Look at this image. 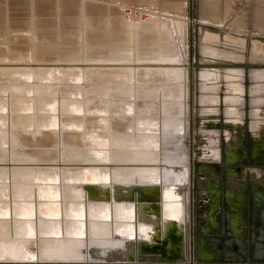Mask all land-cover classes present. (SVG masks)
Instances as JSON below:
<instances>
[{
  "label": "bare ground",
  "instance_id": "bare-ground-1",
  "mask_svg": "<svg viewBox=\"0 0 264 264\" xmlns=\"http://www.w3.org/2000/svg\"><path fill=\"white\" fill-rule=\"evenodd\" d=\"M230 1L222 5L220 0H201V22L229 23L228 16L233 12ZM188 6L186 0H0V201L10 197L16 175L33 172L22 167L60 159L78 163L89 159L86 148L91 147L101 159L116 161L98 165L104 173L100 176L88 173L101 182L91 187L94 197L109 198L112 192L107 186L114 180L134 185L125 193L121 191L123 185L112 184L114 197L121 200L120 207L128 204L129 215L123 222L129 228L130 239L113 235L107 216L109 205L118 200H110L100 210L99 217H106L105 220H96L93 214L92 218H87L82 207L73 210L81 225L73 240L86 243L87 236L81 237L84 233L91 230L97 233L103 227L107 235L92 238V242H124L126 253L119 254L136 257L139 220L149 224L156 221L161 225L163 220L173 217L180 220L184 228L186 245L184 243L182 253L190 258L195 232L194 169L193 163L187 172L181 168L183 151L177 134L191 111L185 45ZM136 11H139L138 16ZM241 17L239 14L230 25H242ZM201 33L199 50L202 54L244 58V35L229 33L223 38L209 30ZM250 56L253 60H264V40H252ZM250 73L253 81L250 104H263L264 68H253ZM243 76L241 68L229 72L201 70L197 73L198 100L219 101L218 93L224 80V85L228 86L222 98L225 112H241L240 106L245 100ZM161 120L165 127L163 133ZM149 139H155L152 145L147 143ZM131 152L134 155H130ZM140 152L151 156L138 157ZM132 169L153 170V174L136 176L119 172ZM109 171L119 173L111 175ZM182 177L187 181L185 189L180 191L182 199L178 200L176 195L174 200L166 202L160 197L164 193L162 189L166 188L163 180L167 185L176 184L177 188L181 187L177 183ZM40 179L30 182L29 188L13 191L14 195L25 197L24 216H32L37 187L51 190L54 186L41 183ZM137 185L159 190L161 194L156 198L159 214L153 210H148L150 215L145 212L148 202L143 205L138 201ZM69 187L78 192L77 196H82L75 183ZM50 190L41 195L49 197ZM50 204L55 205L49 208L50 214L56 211L54 214L58 215L61 205ZM8 213V208L0 209V223L11 232V217H3ZM145 223L146 234L151 230ZM19 234L9 239L15 244L21 243L23 233ZM28 234L33 236L36 232L30 229ZM27 239L35 241L36 236ZM60 239L63 238L57 240ZM194 240L196 249V237ZM199 248H204L201 241Z\"/></svg>",
  "mask_w": 264,
  "mask_h": 264
},
{
  "label": "crops",
  "instance_id": "crops-1",
  "mask_svg": "<svg viewBox=\"0 0 264 264\" xmlns=\"http://www.w3.org/2000/svg\"><path fill=\"white\" fill-rule=\"evenodd\" d=\"M225 62L238 63L239 61L232 62L230 60H224L222 63ZM250 65L259 66V64L256 62L251 63ZM245 78H249L250 82H244ZM250 78L251 76L249 77V73L247 70L242 79L243 84L245 85V100L244 103L240 106L241 112H225L226 106L224 101H222L225 91L224 88H221L222 91L219 90V101L212 103L208 101H201L203 103L202 109L204 111V114L212 116L213 118H211L215 119V121H217L219 124L218 128L213 127L209 129H211L213 132L219 131L220 134L212 135L209 139H212L215 144H218L220 142L218 145L225 143L227 146L224 149L223 147H220L217 150L207 152V155H210L207 157H209V160L210 158H216L220 160H226L227 162H222L221 167H212L210 166L211 163H206L203 161L206 166L198 169L197 178L203 183V185H199V189L197 192L200 202H197L198 204L196 222L198 228L200 220V224L202 225L203 230V239H207L206 243L208 251L205 250L206 255L213 254L223 256L226 259L230 258L228 259L230 261L225 262L224 264H264V262L261 263L258 261L259 259L264 258V103L251 106L249 102V85L251 84V82L253 83V81H251L252 79ZM257 81H259V79ZM222 84L224 85L226 84V82L222 80ZM257 84L260 86L263 83ZM255 91L256 94L259 93V91ZM141 116L142 115H139L138 117ZM161 122L163 123L162 120ZM244 135L246 145H244L243 148L237 147L236 143L242 142V138L240 136L243 137ZM153 140L149 139L147 143H151L150 145H152ZM261 145L262 148L260 147ZM144 149H147V147L145 146ZM137 154L138 157L151 156V154L148 152H140ZM130 155L134 154L131 152ZM117 171L109 172L111 173V175L113 173L119 172H126L131 174L135 173L136 176L149 173L153 174V170L143 171L132 169L128 171ZM70 173L78 175L84 174V172L81 170L76 172H65V174ZM92 173L94 174V176H100L101 174H104L103 171L99 168L94 169V172ZM158 181L160 182V180ZM95 182L96 183L94 184V186L96 187L98 186V183L100 181L97 178ZM116 183H120L118 185H123L121 191L125 193L129 191L130 188L134 187V185H132L129 181L121 182L114 180V183L112 184ZM112 184L110 186H107L108 189L110 188V192H112L111 195H109V198L94 197V200H92L91 202H83L78 198L77 201L66 202L65 208L69 210L72 208L70 212L73 214L74 209H79L80 207H82L85 214H93V216H95L94 219L96 220H105L108 218L109 221L111 220V228L114 236H117V238L130 239L128 235L129 228L128 226H126L127 224L124 223L125 220H127V216L129 215L127 211L128 204L126 206L120 207L118 203L121 200H118V202H112L109 205V215L107 216V218L99 217L100 210L102 208H105L106 204L113 199V192L115 190L114 187H112ZM146 186L147 185H142L140 187L144 188V192L147 193L146 195H150L148 196L149 198H151V196H153L152 194H154V197L156 199L161 194L159 190L147 189L148 187ZM133 192L135 191L133 190ZM176 195H178L176 186L174 184H170V187L166 185L165 193L161 194L160 197L165 198L167 202V200H174ZM148 197L147 199H149ZM78 201L80 202L78 203ZM100 201H103L104 203H101ZM145 203V201L142 202L143 205H145ZM46 206L47 208L55 207V205L50 203ZM87 207L90 209V211ZM145 208V212L149 215L151 214L149 212L150 210H153L154 213L158 211V214L160 211V208H155L152 203H147ZM134 215L135 214H133V216ZM74 218L75 216L73 215L71 219ZM172 219L173 217H168L167 219L163 220L160 225L162 227L161 232L162 234L165 231L167 232L170 227L169 223L171 222L175 225H178L171 231L169 230V233H167L165 237V242L167 243L166 247L170 249L171 253H182L185 250L184 243L186 245L184 228L182 227L180 220L176 221ZM70 223H72V225L74 226L79 222L75 218V220ZM145 224L147 228H150L149 230H153L152 227L149 226L151 224ZM99 230L100 229H98L97 233L92 232V238L94 240L98 238L100 239L101 237L107 235V231L105 230V228L101 227L100 232ZM204 234L208 237H210V235H215V237H217L218 239V244L210 245L208 237ZM145 235L149 237L150 232L146 231ZM5 244L0 243V249L10 247V244ZM197 244H199V237L196 238V246ZM94 246L99 251V253L104 254L126 253L127 250L126 244H124V242H118L115 244H112L110 242L99 244L95 242ZM199 247L200 245H198L197 250ZM138 248L137 252H135L139 254ZM212 250L214 252H212ZM131 251H129L128 254H130ZM236 256L239 257L240 260L234 262L233 260L235 259H233V257Z\"/></svg>",
  "mask_w": 264,
  "mask_h": 264
},
{
  "label": "water",
  "instance_id": "water-1",
  "mask_svg": "<svg viewBox=\"0 0 264 264\" xmlns=\"http://www.w3.org/2000/svg\"><path fill=\"white\" fill-rule=\"evenodd\" d=\"M191 2V1H190ZM190 94L192 96V90L190 86ZM191 100V98H190ZM189 119L186 120L185 126L177 132L180 136V148L183 151L182 157V169L187 172L188 168L193 163L194 169V184H195V202H194V215H195V237L200 226L197 228V202H200L198 199V189L199 185L201 186L202 182L197 178V171L200 166H198L197 158H199L200 152L197 150L200 145L199 140L197 139V134L194 131V123L192 118V108L190 109ZM164 126H160L161 133H163ZM1 139V138H0ZM94 148L87 147L86 152L89 159H81L78 163H66V160L60 159L58 161H48L50 163H33L34 165L25 166L21 169L31 170L30 174L22 175L21 173L16 175V180L14 179L15 184H11L10 190V199H2L0 201V209L5 210L8 208L9 213L4 218H10L11 221V232H8L10 229L8 226L4 227V224L0 223V243L10 244L9 248H2L0 252V264H190L192 259L186 258L183 253H171L170 249L166 247L167 243L165 242V237L169 230L176 228L178 225L169 223L170 227L167 232L163 234L161 232V226L159 222L153 221L152 231H150L149 237L145 236L143 229H145L144 221L139 220L138 227V242H139V254L136 257L126 256L125 254H104L99 253L95 248L94 242H92V230L84 233L81 237L87 236L86 243H79L74 238H77L76 231L81 227L78 223L77 225H72L73 220L71 219L73 214L69 209L65 208L66 202L77 201L79 198L80 201L91 202L94 200V196L91 193V187L94 186L95 180L92 175L94 169L98 168L102 162H109L115 164L116 161L109 159H101L100 155L96 153ZM163 154V153H162ZM45 162V161H43ZM167 162V161H166ZM114 166V165H112ZM196 166V168H195ZM141 167V166H139ZM83 171L84 174H59L58 171ZM39 176V178H36ZM41 178V179H40ZM37 179L41 183L54 184L52 189L50 187H37L36 189V201L34 202V209L32 216L23 215V204L25 203V197L20 198L18 195H14L16 189H26L30 187V182H35ZM71 183H75L77 187L80 188L79 193L82 194L81 197L77 196L78 192L75 191L72 187H69ZM163 185H167L163 180ZM177 183V182H176ZM159 184V181L157 182ZM181 187H177L176 191L178 193L177 199H182L180 191L185 189L187 181L182 177L181 181L177 183ZM176 185V184H174ZM60 186V187H57ZM139 186V187H138ZM142 185H137L138 191L137 199L139 202H148L152 203L153 206L157 205V200L153 196L149 198L144 192V188L140 187ZM170 187V184H168ZM173 186V185H172ZM16 188V189H15ZM59 189V190H57ZM166 188L162 190L165 193ZM178 189V190H177ZM49 197L42 196L41 194L45 191H49ZM14 191V192H13ZM30 191V190H29ZM84 192V194H83ZM115 192V191H114ZM113 192V193H114ZM115 195V194H114ZM113 195V201L119 200ZM147 197L149 199H147ZM146 198V199H144ZM33 200V199H32ZM53 202H52V201ZM48 203H54L58 206L61 205V211L58 215L50 214L49 208H47ZM90 211V209L88 208ZM87 218H92L91 214L87 215ZM29 219H33V222H29ZM176 220V219H172ZM10 224V223H9ZM36 225V227H35ZM35 227V228H34ZM83 228H85L83 226ZM30 229H34L36 235H30L28 232ZM23 233L24 240L20 243L17 241L15 244L9 238L19 237V233ZM203 232V230H202ZM12 234L9 235V234ZM36 239H27L28 237H33ZM199 244H204L202 233L199 236ZM51 238V239H48ZM58 238H63L57 240ZM2 241V242H1ZM203 247V246H202ZM200 250V248H198ZM195 250V259L197 264H224L229 262L223 256L219 255H206V248L200 251ZM204 253V254H203ZM259 262L263 263V259H259Z\"/></svg>",
  "mask_w": 264,
  "mask_h": 264
},
{
  "label": "rangeland",
  "instance_id": "rangeland-1",
  "mask_svg": "<svg viewBox=\"0 0 264 264\" xmlns=\"http://www.w3.org/2000/svg\"><path fill=\"white\" fill-rule=\"evenodd\" d=\"M186 1L188 2V5H189L188 9H187V11H188L187 12V18L185 21L186 22L185 23V25H186V37H185L186 42H185V45H186V51L188 50L187 51L188 60H187L186 64L190 70V83H191L190 86H191V90H192V96L190 97L191 100H189V105L192 108V118H193V123L195 126L194 131L197 134V139L199 140V143H200V145L197 148V150L200 152L199 158H197V161L199 162L198 166H200L199 168L201 169V168L206 166L204 163V162H206V163H211L210 166H212V167H221V163L227 162L226 160H223V159L220 160V159H216V158H210V160H208L209 157H207V156H210V155H207V152L212 151V150H217L220 147H223V149H224L227 146L225 143L218 145L220 142L218 144H215L212 139H210L211 141L209 140L210 136L220 134L219 131H215L216 132L215 133L209 128H213V127L218 128L219 124L217 121H215V119H212L213 118L212 116H208V115L204 114V111L202 109L203 103L201 101H199L197 98L198 94H199V90H197L198 88L196 86L197 82L199 81V79L197 77V73L200 72L201 70H206V69L216 70L218 72H222L223 70H224V72H229V71H233L234 69H240L241 68V69H243V74H245V72H247V70H248L249 77H250V74H251L250 72L253 68H264V60L263 59L253 60L250 56V47L252 44V40L253 39L264 40V7H263L264 6V0H231L232 2L230 0H228L232 3L231 6L233 8V12H231L228 16L229 17L228 18L229 23L227 22L226 24H222V25L217 24V23H213V22H201V11H202L201 0H189V1L186 0ZM220 1H221V4L223 5L224 1H226V0H220ZM260 7H261V9H260ZM135 14H136V16H138L139 11H136ZM239 14H241V16H242L239 21L243 24L240 25L239 27L231 26L230 23ZM245 29H246V31H245ZM204 30L216 32L223 38L226 34H229V33H233L236 35L237 34L244 35L246 38V50L244 52V58L237 60V59L225 58V57H221V56H214L212 54H202L199 50V44H200V40H201V34H202L201 32ZM224 60H230L232 62L239 61L238 62L239 64L238 63H226V62L222 63ZM254 62L258 63L259 66H251L250 65L251 63H254ZM244 82L249 83L250 82L249 78H245ZM251 85H252V82L249 85V89H250ZM223 88L225 89V91H224V94H225L228 91V86L223 85ZM220 90H221V88H220ZM243 97H244V92H243ZM249 102H250V100H249ZM228 113H233V112L229 111ZM240 137L242 138V142L239 143L236 141L237 142L236 144H237V147L243 148V146L246 145L245 135L243 137L242 136H240ZM234 147H236V146H234ZM260 147L262 148V145ZM263 148H264V146H263ZM212 157H214V156H212ZM195 168H196V166H195ZM202 185H203V183H202ZM194 202H195V198H194ZM200 223L201 222L199 220V226L201 229L202 225ZM194 225H195V215H194ZM200 233H202V230L199 231V228H198L196 238L200 236ZM205 236H207V235H205ZM194 237H195V234L193 232V241L192 242H194V243H191L192 246H190V254H191L190 258L192 259V263H190V264H197V261L195 259V251H194V250H197V246L195 249ZM216 239H217V237H215V235H210V237H208L210 245L218 244V239L217 240ZM206 241H207V239L204 238L203 239L204 244L202 243V246L206 248V251H208ZM192 251H193V253H192ZM212 252H214V251L212 250ZM228 259H230V258H228ZM233 259H235V260H233L234 262L240 260L239 257H237V256L233 257Z\"/></svg>",
  "mask_w": 264,
  "mask_h": 264
}]
</instances>
